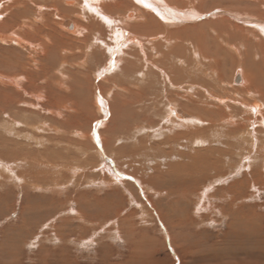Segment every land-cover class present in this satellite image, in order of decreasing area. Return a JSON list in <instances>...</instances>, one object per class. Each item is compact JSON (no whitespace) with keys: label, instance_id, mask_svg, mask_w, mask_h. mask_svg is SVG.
<instances>
[{"label":"rangeland","instance_id":"rangeland-1","mask_svg":"<svg viewBox=\"0 0 264 264\" xmlns=\"http://www.w3.org/2000/svg\"><path fill=\"white\" fill-rule=\"evenodd\" d=\"M41 1L46 8L54 5L49 8L56 12L41 11L47 24L34 23V29L24 30L20 35L39 36L41 40L36 39L37 42L44 50H50L48 59L0 40V92L5 93H0V264H264V165L257 160L249 162L251 157L262 154L264 157V150L259 154L254 152L264 147V129L258 126L251 133L247 128L242 141L241 131L233 134L237 138L224 140L218 129L210 134L214 137L210 136L209 142L202 144L200 138L196 140L198 143L192 142L182 126L172 129L164 116L169 98L176 103V113L184 117L205 112L208 119L205 121L217 123L227 116L226 120L232 124L239 123L241 118H254L240 103L245 100L249 106L262 104L264 96L250 86L248 91L255 92L254 97H249L246 79L236 84L233 77L236 71L244 73L245 69L247 73L257 72V63L260 73L264 72V33L258 24L238 21L225 13L246 16L264 25V0H224L219 4L206 0V6L201 4L205 0H177L176 4L168 5L160 0L167 8L198 15L191 16L194 19L189 22L175 23L169 30H163L162 22L152 19L148 12L122 6L120 3L125 0L109 2L113 6L120 4L117 8L108 7L110 12L107 7L102 9L103 3L98 1L97 9L112 20L124 17L130 22L124 31L130 38L139 37L145 46L146 54L144 58L138 55V61L134 53L139 51L132 52L136 46L131 40L120 43L116 52L111 53L107 48L111 44L106 35L108 27L97 26L88 17L80 18L73 10L61 16V6H67L63 0ZM5 2L0 0L1 13ZM29 8L33 6L29 4ZM5 15L0 18L2 35L15 31L16 27L15 22L9 27L2 26L10 18L9 13ZM143 15H149L146 23L152 24L149 30L152 35L132 27L143 22ZM54 17L62 21L57 23L63 26V31L54 28ZM15 18L18 20L19 16ZM217 21L244 28L243 33L247 31L244 34L248 36L244 41H250L234 43L242 56L235 54L221 39L206 43L201 51L209 56V61L196 54L194 59L200 66L189 69L188 75L203 79L204 84L201 83L208 87L213 103L209 102L211 110L206 111L205 104L199 100L206 91L204 88L181 89L167 81L172 75L170 67L178 66V56L171 55L169 61L162 52L169 50L167 41L170 40L166 39L170 35H178L183 30L191 35L190 26L201 27ZM71 23L77 29L84 27L79 38L75 37V30L68 29ZM96 32L100 34L98 37ZM211 33L215 38L218 35ZM253 34L258 37V45L251 39ZM2 63L19 67L5 71ZM191 63L190 60V66ZM14 78L18 82L13 83ZM174 85L177 90H172ZM163 91L171 94L167 92L168 97L156 106L154 102H158ZM188 96L197 98L194 103L199 110L189 102ZM11 98L15 99L11 101ZM261 110L264 112L263 106ZM9 113L13 114L12 118ZM185 124L200 129L208 125L203 121ZM174 135H178L177 142L173 140ZM214 138L219 139L217 143ZM166 140L167 144L163 142ZM209 146L213 152L219 149L228 153L221 158L215 152L214 157L208 156L214 158L215 165L208 163L211 159L208 164H203L202 158L195 162L196 151L207 153ZM38 161L44 162L41 167ZM193 162L197 171L192 170ZM240 208L254 210L258 217L252 224L254 231L248 234L236 227L238 219L234 212ZM251 232L258 234L255 240L249 237Z\"/></svg>","mask_w":264,"mask_h":264},{"label":"bare ground","instance_id":"bare-ground-1","mask_svg":"<svg viewBox=\"0 0 264 264\" xmlns=\"http://www.w3.org/2000/svg\"><path fill=\"white\" fill-rule=\"evenodd\" d=\"M5 1H7V2H5V7H3L1 10H2V13L0 12V18L2 17V15H5V14H8L9 13V16L8 17H10V18H8L4 23H2L3 25V27H9L10 25L12 26L13 25V23L15 22L16 24L14 25V26H16L15 27V31L14 30H12V31H10L9 33H7L8 31H6V33L7 34H4V35H2V34H0V40L1 41H3L4 42V44H5V42L7 41V42H10V43H12L14 46H20L19 48L20 49H22V51H28V53H30V52H34V54H37L38 56H43V57H45V58H49L50 57V50H49V48H46L45 50H44V48H43V46L41 45V43H38L37 42V40L36 39H39V40H41L40 39V37L39 36H35L34 34H30L31 36H28L27 38H24V37H22L20 34H22L23 33V31L24 30H28L29 31V29H34V25L35 24H38L39 22L41 23V25H42V23H44V24H47L46 23V16H45V14H42V12L41 11H45V10H48V9H50V10H52L53 11V13H55L56 12V10H53L52 8H49V7H52V6H54V5H50L48 8H46V6L44 7V5H42L41 4V0H25L27 3H24V2H22L21 0H12L13 1V3H10V0H5ZM41 1V2H40ZM45 1V0H44ZM98 1H101V3H103L102 4V9H103V7H107V8H105V9H107L108 11H109V8L108 7H110V6H112V9L113 8H117V7H120V4L123 6V5H125V6H134V7H136V8H138V9H140V10H142L144 13H149V15L151 14V17H152V19L154 18L155 20H157L158 22H162V24H160V26H161V28L163 29V30H165V29H168L169 30V28L171 27V26H174L175 25V23H179V22H184V21H188L189 22V20L190 19H192L193 17H191V16H194V15H191V13H189V12H187V11H184V10H179V9H177V10H175V9H173V8H171V7H166L160 0H125L124 1V3H120V4H117V3H115L114 4V6H113V3L111 4H109V2H111V1H114V0H105V1H103V0H76V2H73V0H63V3H64V5H67V6H69V7H67V6H61V8H60V12H59V14L61 13V16H63V15H65L66 16V14H67V12H70V10H73V11H75L76 12V14H77V16L78 17H80V18H82V17H88V20L89 21H91V23H94V22H96L97 23V26H98V24L101 26H106V27H108V32L106 33V35H108V38H109V40L111 41V44H109L108 46H107V48H109L108 50H110L109 52H113L114 53V51H115V49H118L117 47L118 46H120V43H123V42H128V41H130L131 40V42L136 46V48H134L133 47V49H132V52L133 51H139V53H134L135 54V56H136V58H137V61L140 59V58H138V55H141V57L143 56V58H144V54H146V52H143V47H145L141 42H140V40H139V37H138V39H136V38H130L129 36H128V34L124 31V27H125V25L128 27V24L130 25V22L126 19V18H124V17H121V18H119L120 20L119 21H114V20H112L111 18H109L108 16H107V14H104V12H102V11H100V10H98L99 9V7L98 6H96L97 4H98ZM186 1V0H185ZM191 1V0H190ZM196 1V0H195ZM194 1V2H195ZM201 1V0H200ZM199 1V2H200ZM211 2H213V3H218V2H224V0H210ZM226 2H227V0H225ZM232 1V0H231ZM2 2H3V0H2ZM48 2H51V0L50 1H48ZM165 2L167 3V5L168 4H176L177 3V0H165ZM187 2V1H186ZM207 2L208 1H206L205 0V2L203 3H201L203 6H206L207 5ZM233 2V1H232ZM51 3H53V2H51ZM60 3V2H59ZM195 3H197V2H195ZM25 4V5H24ZM29 4L31 5V6H33V8H29ZM55 4V3H54ZM187 4V3H186ZM200 4V3H199ZM210 4V3H209ZM219 4V3H218ZM229 4V3H228ZM28 5V6H27ZM60 5H62V4H59V6ZM119 5V6H118ZM178 5V4H177ZM183 5V4H182ZM185 5V4H184ZM124 6V7H125ZM171 6V5H170ZM175 6V5H174ZM187 6V5H186ZM185 6V7H186ZM193 6V5H192ZM70 7H72V9L70 8ZM173 7V6H172ZM175 7H177V6H175ZM195 7V6H194ZM55 8V7H54ZM98 8V9H97ZM131 8V7H130ZM183 8V7H182ZM57 9V8H56ZM123 9V8H122ZM197 9V8H196ZM195 9V10H196ZM201 9H202V7H201ZM37 10V11H36ZM124 10H125V8H124ZM23 12V13H20V12ZM49 11V10H48ZM51 12V11H50ZM50 12H48V13H50ZM110 12V11H109ZM113 13V12H112ZM119 13H120V11H119ZM141 13V12H140ZM115 14H117V13H115ZM225 14H227V15H229L230 17H232V18H235V19H237L238 21H248V22H253V23H255V24H258L259 26H260V28L259 29H262V32L264 33V25L263 24H260L259 22L257 23V22H254L255 20H248L247 19V17L246 16H240V15H237V14H231V13H225ZM124 15H125V13H124ZM142 15V14H141ZM145 15H147V14H145ZM148 15V16H149ZM5 16H7V15H5ZM16 16H19V19L18 20H16ZM112 16V15H111ZM148 16H142L141 18L143 19V22L141 21V23H137V24H133V28L135 29V30H140V31H144L145 33H147V32H149L150 33V31L149 30H151V28L153 27L152 26V24H149V25H147V23H146V21L147 20H149L148 18ZM196 16V15H195ZM198 16V15H197ZM196 16V17H197ZM49 17V16H48ZM133 17V16H132ZM150 17V18H151ZM4 18V17H3ZM57 18H58V16H57ZM61 18V17H60ZM245 18L247 19V20H245ZM49 19V18H48ZM51 19H52V17H51ZM63 19V18H62ZM72 19V18H71ZM84 19V18H83ZM117 19H118V17H117ZM141 19V20H142ZM194 19V18H193ZM251 19V18H250ZM60 19H58V21H59ZM67 20H68V18H67ZM140 20V19H139ZM199 20V19H198ZM36 21H38V22H36ZM50 20H48V22H49ZM57 21V19L54 17V19H53V21H52V24H53V26H54V28H59V30H62L63 29V26H61V24H59V23H57L58 22ZM61 21V20H60ZM9 22V23H8ZM62 22V21H61ZM148 22V21H147ZM152 22V21H151ZM35 23V24H34ZM51 23V22H50ZM10 24V25H9ZM95 24V23H94ZM154 24V23H153ZM252 24V23H251ZM51 25V24H50ZM49 25V26H50ZM177 25V24H176ZM92 26V25H91ZM156 26V25H155ZM199 26H200V24H199ZM52 27V26H51ZM87 27V26H86ZM85 27V28H86ZM46 28V27H45ZM50 28V27H49ZM65 28V27H64ZM205 28H207V29H205ZM10 29V28H9ZM48 29V28H47ZM56 29H54V30H56ZM68 29L69 30H75V37L76 38H79L80 36H81V32L83 31L84 32V27L83 28H79V29H77V27H75V25H73L72 23L71 24H69V27H68ZM89 29V28H88ZM91 29V28H90ZM128 29V28H127ZM244 29V28H243ZM243 29L242 28H240L239 26L237 27V26H235V27H232V26H230V25H226V24H223V21H217V22H211V23H207V24H205V25H203V26H201V27H197L196 25L195 26H190V29H188L189 30V32H191V35L189 34V33H187V31H185V30H183L181 33H179L178 35H174V36H172V35H170L167 39H166V41L167 40H170L171 42H173V43H170V41H167V43H168V47H169V50L168 51H163L162 52V56L163 55H165V56H167V58H168V60L170 61V59H171V55L173 56V57H175V56H178L177 58H176V62H177V60H178V66L177 67H174L173 66V64H171V66H173V68L172 67H170V73H172V75L170 76L171 77V81L169 80V79H167V81L170 83V84H172V82H174V84L176 83L177 85H178V87L179 88H181V89H183L184 87H186L187 89L188 88H193V87H199V88H204L206 91H205V93H202L201 95L203 96L201 99H199L200 101H202L201 102V104L202 105H204L205 104V108H206V111H210L211 109H209L208 107H209V105H210V103L212 104L213 102V97H211V96H209V94L207 93V92H209V90H208V87L206 86V85H203L204 84V81H203V79H196V77H194V76H191V75H188V72L190 71L189 69H193V68H195V69H198V67L200 66V65H198L197 64V61L195 60L196 59V54H197V56L199 55V57H202L201 59H207L208 61H209V56L207 57L203 52H201L202 50H203V48H204V46L206 45V43H209V42H211V41H219L220 39V41L221 42H223L226 46H228V47H230L231 49H233V51H234V53L235 54H237V55H240V56H242V53H241V49L239 48V47H237L234 43H236L237 41H239V43L240 44H245L244 42H247V41H250L249 39L247 40V41H244V39H247L248 38V36L247 35H245L244 33H246L247 31L246 30H244V31H246V32H244L243 33ZM253 29H254V27H253ZM259 29H257L256 31H258ZM4 30V29H3ZM11 30V29H10ZM41 30V29H40ZM51 30H53V29H51ZM94 30H95V28H94ZM134 30V31H135ZM63 31V30H62ZM137 31V32H138ZM178 31V30H177ZM180 31V30H179ZM214 32V33H216V34H218L217 35V37L215 38V36L211 33V32ZM4 32V31H3ZM31 32H33L32 30H31ZM44 32V31H43ZM41 33L42 35L44 34V33ZM66 32V31H65ZM94 32V31H93ZM131 32V31H130ZM168 32V31H167ZM250 32V31H249ZM252 32V31H251ZM261 32V33H262ZM5 33V32H4ZM97 33V32H96ZM129 33V32H128ZM144 33V34H145ZM255 33V32H254ZM257 33V32H256ZM46 34V33H45ZM65 34V33H64ZM84 34V33H83ZM91 34V33H90ZM93 34V33H92ZM151 35H152V33H150ZM162 34V33H161ZM212 34V35H211ZM215 34V35H216ZM38 35H40V34H38ZM85 35H86V33H85ZM100 34H96V36L98 37ZM250 35V34H249ZM260 35V34H259ZM3 36V37H2ZM48 36V35H47ZM54 36V35H53ZM62 36V35H61ZM84 35H82V37H83ZM141 36V35H140ZM145 36H147V34L145 35ZM150 36V35H149ZM154 36V35H153ZM261 36H263V35H261ZM2 37V38H1ZM45 37V36H44ZM49 37H50V33H49ZM59 37V36H58ZM63 37V36H62ZM68 37V36H67ZM74 37V38H75ZM81 37V38H82ZM92 37H93V35H92ZM91 37V38H92ZM252 38L251 39H253L255 42H254V45H255V43L257 42V39H258V37H257V35L256 34H253L252 36H251ZM42 38V40L44 41V38L43 37H41ZM45 38H47V37H45ZM51 38V37H50ZM49 38V39H50ZM84 38H85V36H84ZM88 38H89V36H88ZM101 38V37H100ZM148 38V37H147ZM260 38H262V37H260ZM29 39H31V40H29ZM52 39V38H51ZM60 39V38H59ZM68 39H69V37H68ZM86 39H87V37H86ZM95 38H93V40H94ZM102 39V38H101ZM153 39V38H152ZM157 39V38H156ZM263 39H264V37H263ZM263 39H261V40H263ZM32 40H33V42H32ZM38 40V41H39ZM61 40H63V39H61ZM100 40V39H99ZM150 40V39H149ZM155 40V39H154ZM154 40H151V42L152 41H154ZM260 40V39H259ZM58 41V40H57ZM94 41H96V39L94 40ZM143 41V40H142ZM264 41V40H263ZM262 41V42H263ZM53 42V41H52ZM113 42V43H112ZM84 43H86L84 46H87V41H85L84 40ZM160 43V42H159ZM248 43V42H247ZM47 45V43H44V45ZM53 44H55V43H53ZM237 44V43H236ZM51 45V44H50ZM50 45H48V46H50ZM72 45V44H71ZM78 45V44H77ZM188 45V46H187ZM211 45V44H210ZM233 45H235V46H233ZM249 45H251V44H249ZM249 45L247 46V48L249 47ZM253 45V46H254ZM256 45H258V43H256ZM223 46V45H222ZM221 46V47H222ZM252 46V47H253ZM260 46V45H259ZM25 47H26V49H25ZM67 47V46H66ZM159 47V46H158ZM72 48V47H71ZM89 48V47H88ZM148 48H150V47H148ZM224 48V47H223ZM260 48V47H259ZM146 49V48H145ZM151 49V48H150ZM149 49V50H150ZM249 49V48H248ZM56 50V49H55ZM148 50V49H147ZM148 50V51H149ZM153 50V49H152ZM253 50V49H252ZM7 51V50H6ZM10 51V50H9ZM222 51V50H221ZM8 52V51H7ZM56 52V51H55ZM116 52V51H115ZM121 52V51H120ZM27 53V52H26ZM252 53H254L253 51H252ZM64 54H65V52H64ZM123 54V53H122ZM160 54V53H159ZM159 54H157V55H159ZM202 54H203V56H202ZM213 54V53H212ZM13 55V54H12ZM16 55V54H15ZM52 55V54H51ZM61 55H63V54H61ZM73 55V54H72ZM90 55V54H89ZM38 56H35V58L36 57H38ZM74 56V55H73ZM123 56V55H122ZM147 56V55H146ZM161 56V55H160ZM160 56H158V57H160ZM218 56V55H217ZM64 57V56H63ZM63 57H61L62 59H64ZM66 57V56H65ZM140 57V56H139ZM148 57V56H147ZM151 57V56H150ZM172 57V58H173ZM28 58V57H27ZM68 58V57H67ZM120 58V57H119ZM142 58V59H143ZM149 58V57H148ZM195 58V59H194ZM29 59V58H28ZM31 59V58H30ZM34 59V58H33ZM61 59V60H62ZM161 60H162V57L160 58ZM160 59H157V60H159V62H160ZM192 59H194L195 61H193ZM32 60V59H31ZM52 60V59H51ZM66 60V59H65ZM68 60V59H67ZM67 60H66V62H67ZM156 60V61H157ZM167 60V59H166ZM190 60L192 61V63H191V66L189 65V62H190ZM254 60H255V57H254ZM7 61V60H6ZM43 61V60H42ZM147 61H149V60H147ZM153 61V60H152ZM155 61V62H156ZM189 61V62H188ZM252 61V60H251ZM2 62V61H1ZM30 62V61H29ZM52 62V61H51ZM62 62H63V60H62ZM118 62H122V61H118ZM159 62H157V63H159ZM163 62V61H162ZM167 62V61H166ZM171 62H172V60H171ZM5 63V62H4ZM4 63H2L3 65L1 66L2 68H4V70L6 71V70H10V69H12V68H17V66L18 65H13V64H10V65H7V64H4ZM8 63V62H7ZM14 63V62H13ZM42 63V62H41ZM49 63V62H48ZM60 63V62H59ZM144 63H145V61H144ZM173 63V62H172ZM179 63H180V65H179ZM194 63V64H193ZM209 63V62H208ZM65 64V63H64ZM63 64V65H64ZM122 64V63H121ZM136 64V63H135ZM160 64V63H159ZM39 65V64H38ZM128 65V64H127ZM130 65V64H129ZM144 66H145V64H143ZM155 65V64H154ZM158 65V64H157ZM163 65V64H162ZM196 65V66H195ZM246 65H247V63H246ZM252 65H253V63H252ZM37 66V65H36ZM40 66V65H39ZM62 66V65H61ZM170 66V65H169ZM168 66V67H169ZM223 66V65H222ZM256 66H257V68L258 69H256L257 70V72H251L250 70H249V72L247 73V71H246V69L243 71L244 73H242V72H240V71H236V73H234V77H233V82L234 83H236V84H242V83H244V81H245V79H246V86H245V90H246V88H247V95L249 96V97H254V92L256 91V93L257 94H259L261 97L262 96H264V72H263V70H262V72L260 73V69H259V67H260V65L257 63L256 64ZM19 67V66H18ZM155 67H156V65H155ZM186 67V68H185ZM224 67V66H223ZM223 67H222V69H223ZM248 67H249V65H248ZM253 67V66H252ZM24 68V67H23ZM57 68V67H56ZM63 68V67H62ZM175 68V69H174ZM225 68V67H224ZM244 69V68H243ZM250 69V68H249ZM19 70V69H18ZM129 70V69H128ZM189 70V71H188ZM25 71V70H24ZM125 71V70H124ZM2 72V71H1ZM97 72V71H96ZM13 73V72H12ZM12 73H11V75H12ZM19 73V72H18ZM63 73V72H62ZM98 73V72H97ZM130 73V72H129ZM147 73H149V72H147ZM147 73H146V75H147ZM183 73H185L184 75H183ZM8 74H10V73H8ZM96 74V73H95ZM126 74V73H125ZM142 74V73H141ZM151 74V73H150ZM149 74V75H150ZM252 74V75H251ZM1 75V74H0ZM48 75V74H47ZM17 76V75H16ZM125 76V75H124ZM129 76V75H128ZM19 77V76H18ZM5 78V77H4ZM20 78V77H19ZM149 78V77H148ZM6 79V78H5ZM17 79L18 78H14V79H11L12 81H14L13 83H16V81H17ZM8 80V79H7ZM25 80V79H24ZM199 80V81H198ZM9 81V80H8ZM20 81V80H19ZM21 81H22V79H21ZM203 81V84L201 83ZM2 82V81H1ZM18 82V81H17ZM2 83H4V82H2ZM23 84V83H22ZM11 85V84H10ZM20 85V84H19ZM144 85V84H143ZM5 86V85H4ZM12 86V85H11ZM20 86H23V85H20ZM175 86V85H174ZM241 86V85H240ZM239 86V87H240ZM250 86H253V88H254V92L253 93H250V91H248L249 89H248V87H250ZM10 87V86H9ZM165 87V86H164ZM173 87V86H172ZM178 87L176 88V86H175V88L173 87V89L172 90H174V89H178ZM169 88V87H168ZM242 88V87H241ZM251 88V87H250ZM4 89V88H3ZM25 89V88H24ZM6 90V89H5ZM8 90V89H7ZM10 90V89H9ZM189 90V89H188ZM16 91V90H15ZM181 91V90H180ZM184 91H185V89H184ZM193 91V93H194V89L192 90ZM243 91V90H242ZM1 92H3L4 93V91H1ZM0 92V93H1ZM26 92V91H25ZM142 92V91H141ZM167 92H169L170 94H171V92L170 91H166L165 93H164V91L162 92L163 93V95H161V96H159V98H158V102L157 103H155L154 102V104H156V106L157 105H159L160 106V104H161V102H163L162 100H163V98L164 97H168V95H165V94H168ZM187 92V91H186ZM190 92V91H189ZM7 93V92H6ZM192 93V92H191ZM191 93H190V95H191ZM213 93V92H212ZM5 94V93H4ZM8 94V93H7ZM17 94V93H16ZM138 94H140V93H138ZM174 94H176V93H174ZM184 94V93H183ZM197 94V93H196ZM195 94V95H196ZM240 94H241V92H240ZM21 95V94H20ZM19 95V96H20ZM165 95V96H164ZM213 95V94H212ZM140 96H141V94H140ZM171 96V95H170ZM173 96V95H172ZM175 96V95H174ZM256 96V95H255ZM110 97V96H109ZM118 97V96H117ZM137 97V96H136ZM179 97V96H178ZM188 97H190V96H188ZM187 97V98H188ZM196 97H198V96H196ZM215 97V96H214ZM243 97V96H242ZM3 98V97H2ZM7 98V97H6ZM37 98L39 99V96H37ZM153 98V97H152ZM13 99H15V98H13ZM12 98H11V101L13 100ZM23 99V98H22ZM136 99H138V98H136ZM154 99V98H153ZM169 101H167V105L165 106V107H167V110L165 111L164 109V114H166V115H164L165 117L167 116V119H169V121L165 118V120L167 121V122H169L170 124L169 125H172L171 127H172V129H177L178 127H180V126H182L183 127V129H185V130H187V132L186 133H189V134H187V136L188 135H190V139H193V140H191L192 142L194 141L195 143H198V142H196V140H197V138H198V140H199V138L201 139L200 140V142L199 143H204V142H209V139H210V134L211 133H213L215 130H218L217 132H219V134L220 133H223V137H224V140H228V138L229 137H231L232 138V136H233V134H235V133H238L239 131H241V133H240V135L241 136H239V138L241 139V141L243 140V138H244V136H245V133L246 132H248L247 131V128H249V132H251V133H253L254 132V129H255V127L257 128L258 126L260 127H262L263 129H264V112H262V110H261V107L263 106L264 107V103L263 102H261L262 104H257V103H254V105H252V106H249L250 104H246L245 103V100L244 101H242L241 103H240V105H241V107H243V108H247L249 111L248 112H251L253 115H254V118H241V120H240V122L239 123H236V124H232V123H229L230 121L228 120H226L227 119V116L225 117V119L223 120H221V122L219 121V122H217V123H214V121H205V120H208L207 119V114L205 113V112H202V113H199V114H196L195 115V113L194 114H190V115H187V117H184V116H182V115H180V113H176V103H174L173 102V100L171 101V99H169V98H167ZM182 99H184V96L182 95ZM101 99H99L98 98V102L97 103H99V101H100ZM194 100L195 101H197V98H189V102H191L192 104L194 103ZM222 100V99H221ZM15 101V100H14ZM216 101V100H215ZM218 101H220V100H218ZM223 101V100H222ZM221 101V103L222 104H224V102H222ZM256 101V100H255ZM264 101V100H263ZM18 102V101H17ZM122 102V101H121ZM139 102V101H138ZM141 102H142V100H141ZM210 102V103H209ZM226 102H228V101H226ZM225 102V103H226ZM1 103H2V101H1ZM7 103V102H6ZM5 103V104H6ZM36 103H37V101H36ZM178 103V102H177ZM216 103V102H215ZM219 103V102H218ZM217 103V104H218ZM102 104V103H101ZM179 104V103H178ZM8 105V104H7ZM9 105L11 106V105H13V103L12 104H10L9 103ZM16 105V104H15ZM26 105H27V103H26ZM36 105V104H35ZM3 106V105H2ZM194 106H195V108L197 109L198 108V110H199V107L197 106V104H195L194 103ZM28 107V106H27ZM120 107V106H119ZM183 107V106H182ZM8 108V107H7ZM239 108V107H238ZM166 109V108H165ZM4 110V109H3ZM185 110L187 111V112H189L190 113V111L187 109V107H185ZM5 111V110H4ZM8 111V110H7ZM11 111V110H10ZM24 111V110H23ZM158 111V110H157ZM165 112H167V113H165ZM2 113V112H1ZM16 113V112H15ZM145 113V112H144ZM163 113V112H162ZM18 114V113H17ZM233 114V113H232ZM236 114V113H235ZM7 115V114H6ZM10 115H12L13 116V114H10L9 113V116ZM16 115V114H15ZM241 115V114H240ZM8 116V115H7ZM11 117V116H10ZM228 117H230V116H228ZM8 118V117H7ZM12 118V117H11ZM17 118H18V116H17ZM235 118V117H234ZM257 118V119H256ZM228 119H230V118H228ZM251 119V120H250ZM189 120V121H188ZM9 121V120H8ZM16 121V120H15ZM191 121H194L196 124L197 123H199V122H201V121H203V122H207L208 123V125L207 126H205L204 128H202V129H200V128H196V127H193L192 125H189V124H185V123H188V122H191ZM166 124V123H165ZM8 125V124H7ZM233 125V126H232ZM190 126H192V127H190ZM195 126V125H194ZM239 127V128H238ZM170 130H171V128H169ZM168 129V130H169ZM258 129V128H257ZM261 129V128H260ZM251 130V131H250ZM155 131V130H154ZM174 131V130H173ZM172 132V131H171ZM179 133V132H178ZM207 133V134H206ZM214 133H216V132H214ZM257 133H259L258 131H257ZM168 134H169V131H168ZM177 134V133H176ZM186 135V134H185ZM221 135V134H220ZM254 135H255V133H254ZM260 135V134H259ZM175 136V135H174ZM203 136H205V137H203ZM261 136V135H260ZM178 138V135H176L174 138H173V140H176V142L178 141L177 140V138ZM181 137V136H180ZM194 137H196V138H194ZM212 137V136H211ZM214 137V136H213ZM212 137V138H213ZM233 137H235V136H233ZM256 137V136H255ZM257 137H259V136H257ZM256 137V138H257ZM184 138H186V136H184ZM218 138V137H217ZM235 138H237V137H235ZM246 138V137H245ZM248 138V137H247ZM167 139H169V141L171 140V138H167ZM179 139V138H178ZM215 139V138H214ZM142 140V139H141ZM165 140V139H164ZM219 140V139H218ZM217 139H215V142L216 141H218ZM222 140V139H221ZM220 140V141H221ZM250 140H252V139H250ZM190 141V142H191ZM214 141V140H213ZM240 141V140H239ZM164 143H168V141L166 140V141H163ZM162 142V143H163ZM180 142V141H179ZM249 142H252V141H249ZM264 142V141H263ZM107 143V142H106ZM163 143V144H164ZM166 143V144H167ZM202 143V144H203ZM217 143V142H216ZM221 143H223V141L221 142ZM242 143V142H241ZM261 143V142H260ZM212 144V142L210 143V145ZM218 144H219V142H218ZM230 144V143H229ZM243 144V143H242ZM244 144H246V143H244ZM264 144V143H263ZM191 145H193V144H191ZM206 145H208L207 143H206ZM220 145V144H219ZM227 145V144H226ZM248 145V144H247ZM246 145V146H247ZM250 145V144H249ZM254 145V144H253ZM262 145V144H261ZM190 146V145H189ZM188 146V147H189ZM228 146V145H227ZM258 146H259V144H258ZM141 147V146H140ZM245 147V146H244ZM243 147V148H244ZM142 148V147H141ZM205 148V147H204ZM207 148V147H206ZM233 148V147H232ZM251 148V147H250ZM258 148V147H257ZM239 149H240V147H239ZM245 149V148H244ZM253 149V148H252ZM138 150V149H137ZM193 150V149H192ZM200 150V149H199ZM202 150V149H201ZM207 150V149H206ZM228 150V149H227ZM250 150V149H249ZM254 150H255V148H254ZM257 150V151H256ZM254 152H256V154H259V153H262L263 152V150H264V147H262V149H256ZM139 151V150H138ZM137 151V152H138ZM194 152L196 151V150H193ZM192 151V152H193ZM203 151V150H202ZM197 152L196 151V153H195V155H193V160H195V162H198V160L200 159V158H202V159H200L201 160V162H203V164H208V163H210L211 165H215L214 163H213V157H214V155H213V153L215 152L216 154H218L219 156H217V158H221V156L224 154H226V153H228V151L226 152V151H221V150H219V149H216L214 152H213V148L212 149H210V146H209V149L207 150V153L206 152ZM251 151V150H250ZM190 152V151H189ZM252 152V151H251ZM14 153V152H13ZM16 153V152H15ZM207 154V155H204V154ZM253 153V152H252ZM12 154V153H11ZM10 154V155H11ZM171 154V153H170ZM254 154V153H253ZM255 154V155H256ZM229 155V154H228ZM208 156H213L212 157V159L209 157L208 158ZM244 156V155H243ZM254 157V156H253ZM182 158V157H181ZM6 159H10V158H6ZM192 159V158H191ZM208 159H211V162L210 161H208ZM33 160V159H32ZM36 160V159H35ZM35 160H33L34 162H35ZM255 160H257V161H261L262 162V164L264 165V157H263V154L261 155V156H258L257 155V157L255 156L254 158H252L251 157V159H249V162H253V161H255ZM4 161H6V160H4ZM13 161H15V159L13 160ZM19 161V160H18ZM37 161V160H36ZM207 161H208V163H207ZM245 161V160H244ZM39 162V161H38ZM178 162V161H177ZM3 163V162H2ZM17 163V162H16ZM40 163V162H39ZM43 161H42V163H40V167L43 165ZM248 163V162H247ZM7 164V163H6ZM10 164H12V163H10ZM27 164H29V163H27ZM36 164V163H35ZM237 164H239V163H237ZM19 165V164H18ZM23 165V164H22ZM46 165V164H45ZM44 165V166H45ZM245 165V164H244ZM263 165H260V166H263ZM1 166V165H0ZM17 166V165H16ZM20 166V165H19ZM38 166V167H39ZM183 166V165H182ZM189 166V165H188ZM196 166V164L193 162L192 164H191V167H193V169L192 170H196L197 168H194ZM208 166V168H209V165H207ZM248 166V165H247ZM3 167H5V166H3ZM9 167V166H8ZM23 167V166H22ZM170 167V166H169ZM184 167H187V165H185ZM239 167V166H238ZM244 167V166H243ZM6 168V167H5ZM10 168V167H9ZM20 168V167H19ZM199 168V167H198ZM201 169H203L202 167H200ZM13 169V168H12ZM54 169H55V167H54ZM188 169V168H187ZM235 169H237V168H235ZM13 170H15V169H13ZM24 170V169H23ZM41 170V169H40ZM46 170V169H45ZM70 170V169H69ZM186 170V169H185ZM189 171L191 170V169H188ZM198 170V169H197ZM196 170V171H197ZM209 170V169H208ZM208 170H205V172L206 171H208ZM210 170L212 171V168H210ZM17 171V170H16ZM232 171H234V170H232ZM23 172V171H22ZM25 172V171H24ZM24 172H23V174H24ZM41 172V171H40ZM39 172V173H40ZM44 172V170L42 171V173ZM51 172V171H50ZM50 172H48V174L50 173ZM187 172V171H186ZM229 172H231V171H229ZM242 172V171H241ZM16 173V172H15ZM208 173V172H207ZM20 174V173H19ZM43 174H45V173H43ZM225 174V173H224ZM52 175V174H51ZM27 176V175H26ZM225 176H227V175H225ZM28 177V176H27ZM43 177V176H42ZM207 177V176H206ZM19 178H22L21 176L19 177ZM18 179V178H17ZM37 179V178H36ZM20 180V179H19ZM22 181V180H21ZM25 181V180H24ZM27 182V181H26ZM242 182V181H241ZM23 183V182H22ZM238 184V183H237ZM236 185V184H235ZM235 187V186H234ZM228 195V194H227ZM201 198V197H200ZM237 206V205H236ZM240 206V205H239ZM244 206V205H243ZM242 206V207H243ZM233 207V206H232ZM237 208H238V206H237ZM236 209V208H235ZM250 209V208H249ZM252 209V208H251ZM237 210V209H236ZM232 211H233V209H232ZM254 210H245L244 208H240V210L238 209V211H236V212H234L235 213V215H236V219H238V223H240L241 224V226H242V228L241 227H239L240 229V231H242L241 229H243V231H246V232H244V233H249L250 232V230L251 231H254L253 229V227H252V224H253V222L254 221H256L257 220V215L253 212ZM233 213V212H232ZM234 216V215H233ZM237 224V223H236ZM253 228V229H252ZM257 228V227H256ZM236 232V231H235ZM232 233V232H231ZM254 234H256L255 232H251V236L252 235H254ZM258 234H256L255 236H253L252 238L255 240V237L257 236ZM239 238V237H238ZM246 242V241H245ZM245 244V243H244Z\"/></svg>","mask_w":264,"mask_h":264},{"label":"crops","instance_id":"crops-1","mask_svg":"<svg viewBox=\"0 0 264 264\" xmlns=\"http://www.w3.org/2000/svg\"><path fill=\"white\" fill-rule=\"evenodd\" d=\"M236 227H237L238 229H240L239 227H241V228H242L241 224H240V223H238V222H237V225H236ZM241 230H242V232H243V233H244V232H246V231H243V229H241ZM239 231H240V230H239ZM245 234H247V233H245ZM256 234H257V233H256ZM256 234H254V235H252V236H251V235L249 236V237L251 238V240H252V237H253V236H255ZM245 236H247V235H245Z\"/></svg>","mask_w":264,"mask_h":264}]
</instances>
